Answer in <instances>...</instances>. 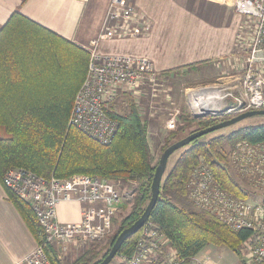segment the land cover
Listing matches in <instances>:
<instances>
[{"label": "trees", "instance_id": "obj_1", "mask_svg": "<svg viewBox=\"0 0 264 264\" xmlns=\"http://www.w3.org/2000/svg\"><path fill=\"white\" fill-rule=\"evenodd\" d=\"M88 61L87 49L17 11L0 30L2 185V177L11 167H23L46 178L87 174L137 183L132 189L131 209L120 220L102 256L96 259V254H91L94 247L90 244L91 250L86 249L79 259L69 264H97L107 254L118 234L143 212L151 196L156 166L151 164L147 125L133 106L125 113H109L118 127L112 140L105 145L68 125L74 96L84 81ZM219 121L213 117L192 116L186 123H194L198 130ZM204 136L189 144L161 181L159 197L149 217L169 238L183 264H189L190 258L208 244L224 245L240 255L242 242L250 236L248 230H232L215 217L186 207V184L201 156L224 190L233 196L248 197L243 182L228 165L223 144L231 148L239 140L264 141V123L241 127L207 140ZM166 139L162 151L178 137L170 132ZM5 190L50 264H63L54 248L45 242L29 206ZM113 221L115 223L116 219ZM137 236L138 232L128 237L118 255L131 256Z\"/></svg>", "mask_w": 264, "mask_h": 264}, {"label": "built area", "instance_id": "obj_2", "mask_svg": "<svg viewBox=\"0 0 264 264\" xmlns=\"http://www.w3.org/2000/svg\"><path fill=\"white\" fill-rule=\"evenodd\" d=\"M220 1L245 17L235 44V53H241L240 74L232 73L207 84L187 87L185 95L193 117L223 120L264 109V0ZM149 30V21L132 0H109L100 30L88 50L87 73L74 96L68 125L100 144H108L118 127L109 113L119 94L135 96L142 95L146 89L158 91L159 74L150 60L103 55L95 49L100 39L133 38ZM176 117L171 113L167 129L175 128ZM227 162L245 184L248 197L233 196L224 190L201 156L189 175L187 197L194 207L230 229L250 231L240 246L242 257L246 264H264V141H237L227 153ZM2 181L6 189L32 210L45 242L54 248L58 259L70 245H90L112 236L113 220L122 210V204H131L112 181L97 175L46 178L23 167H11L5 171ZM129 193L128 196L134 195L133 190ZM66 201L80 204L77 222L58 220L57 206ZM114 258L117 264H183L160 226L149 219L138 231L133 254ZM13 264L50 262L43 248L36 245Z\"/></svg>", "mask_w": 264, "mask_h": 264}, {"label": "crops", "instance_id": "obj_3", "mask_svg": "<svg viewBox=\"0 0 264 264\" xmlns=\"http://www.w3.org/2000/svg\"><path fill=\"white\" fill-rule=\"evenodd\" d=\"M87 1L0 0V30L17 11L89 50L100 30L109 0H95L92 4ZM132 1L149 21V32L133 38L100 39L95 48L99 54L146 58L153 63L162 80L170 79L178 69L184 71L199 63L211 64L213 68H219V64L233 70L237 68L234 74H240L242 59L233 56L236 52L233 45L226 41L223 43L222 37L215 36L214 24L209 18H201V24L197 22L201 12L206 15L208 9L221 4L213 0H200L199 9H196L187 0ZM139 116L142 122L146 121L143 115ZM147 140L150 147L148 131ZM125 206L129 207L130 204H122V210ZM63 211H70V215L64 217ZM56 214L61 222H77L80 219V204L75 201L61 202ZM36 245L32 233L0 182V264H13ZM189 264H246V261L242 253L238 255L224 245L208 244L190 258Z\"/></svg>", "mask_w": 264, "mask_h": 264}, {"label": "rangeland", "instance_id": "obj_4", "mask_svg": "<svg viewBox=\"0 0 264 264\" xmlns=\"http://www.w3.org/2000/svg\"><path fill=\"white\" fill-rule=\"evenodd\" d=\"M94 1L95 0H88L87 3L92 4ZM96 1L99 2L101 0ZM199 1L200 0H187V2H189L191 6L196 9H199ZM213 1H216L221 5L211 10L208 9L206 15L201 12L202 14L198 15L197 22L201 24V18H209V20H211L214 24L215 36H217L218 38L222 37L223 43L224 41L229 42L233 45V50H236V35L240 31L241 25L243 24L245 17L233 11V9L229 5H226L220 0ZM210 37L211 35L209 36V38ZM239 54H236L234 51L233 56H240ZM228 56L230 57V55ZM238 62L241 63V61ZM219 65V68H213L211 64L199 63V65L194 64V67L185 68L184 71H180V69H178L176 70L178 72L175 75L173 74L170 79L162 80V78H159V81L163 82L160 83L157 92H151L146 89L143 91L142 95L135 96L130 93L125 95L123 94L124 92H121L116 101L111 105L112 111L118 113L127 112L131 106H133L137 112L139 111V107L141 108L140 114L141 116L143 115L144 119L146 120L144 121L147 124V131L149 132L151 164L153 166L157 165L160 155L162 153L163 146L167 142L166 137L170 132L172 134H175L176 137H178V139L172 141L173 143L189 134V132L191 133L195 130L194 123H186L187 119L190 120L192 116L189 113L185 89L187 87H193L196 85L213 82L216 80V78L226 77L229 74L235 73V70H237L236 67V69L233 70L230 67H225L224 65L221 66V64ZM240 66H238V68ZM171 113L177 115L175 128L167 129L166 122L170 118ZM185 118L187 119L185 120ZM259 123H264V115H256L246 118L234 125L206 134L203 139L207 140L221 134L230 133L241 127L256 125ZM223 147L225 149V153L227 154L230 151V148L226 144H223ZM187 148H189V145L176 150L170 155L167 161L166 170L162 177V181L172 169L177 158ZM235 179H237V177H235ZM110 181L113 182L114 186H116V188H118L120 192L124 193L127 198L126 200L130 199L129 201H131L130 203H132L134 195L128 196V194H130L129 192L134 187H137V183L131 181ZM185 204L187 205L186 207H188L189 209L198 211V209L190 203L188 197L186 198ZM131 205L132 204H130L129 207L125 206L124 210L119 211V214L116 217L115 228L113 233H115V231L117 230L118 224L122 217L126 216L129 213ZM63 215L64 217L69 216L70 211H63ZM63 215H61V218ZM110 237H108L104 241L93 244L94 249L91 251V254H96V259L100 258L106 250ZM90 246L91 245L86 244L77 247L75 245H70L68 250L61 255L59 261L63 264L73 263L74 261L79 259L88 249H90ZM113 259L114 260H111L110 264H117L118 260L115 258Z\"/></svg>", "mask_w": 264, "mask_h": 264}, {"label": "water", "instance_id": "obj_5", "mask_svg": "<svg viewBox=\"0 0 264 264\" xmlns=\"http://www.w3.org/2000/svg\"><path fill=\"white\" fill-rule=\"evenodd\" d=\"M256 115H264V109L263 110H250L243 113H240L234 117L220 120L217 123H214L210 126L192 131L191 133L187 134L183 138L171 143L169 146H167L161 153L159 161L157 165L154 168L152 182H151V196L146 204L143 212L141 215L137 218L136 221H134L130 226L123 229L118 236L116 237L114 243L110 247L107 254L97 263V264H109L111 260L118 255V251L122 245V243L130 236L136 234L139 229L142 227V225L149 219L150 213L156 204V201L159 197L160 193V185L162 181V177L164 175V172L167 167V161L168 158L172 153H174L176 150L189 145L192 141L195 139L200 138L201 136H204L206 134H209L211 132H214L216 130L234 125L246 118L256 116Z\"/></svg>", "mask_w": 264, "mask_h": 264}]
</instances>
